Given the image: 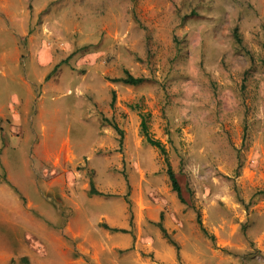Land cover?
I'll return each instance as SVG.
<instances>
[{
  "label": "rangeland",
  "instance_id": "rangeland-1",
  "mask_svg": "<svg viewBox=\"0 0 264 264\" xmlns=\"http://www.w3.org/2000/svg\"><path fill=\"white\" fill-rule=\"evenodd\" d=\"M31 9L33 42L17 32L23 60L14 79L0 73V177L60 225L55 206H72V192L48 167L53 185L40 197L34 147L67 140L77 156L64 173L89 217L121 202L131 226L162 198L176 216L170 264H264V0H44ZM12 36L0 32V49H13ZM47 51L57 64L36 82ZM125 72L144 82L124 84ZM141 114L184 204L142 138ZM15 222L19 240L28 230Z\"/></svg>",
  "mask_w": 264,
  "mask_h": 264
},
{
  "label": "crops",
  "instance_id": "crops-1",
  "mask_svg": "<svg viewBox=\"0 0 264 264\" xmlns=\"http://www.w3.org/2000/svg\"><path fill=\"white\" fill-rule=\"evenodd\" d=\"M43 4L44 0H41L40 3L26 2L15 6L13 0H0V32L4 30L9 36L13 35L14 40L11 51L0 49L2 76L14 79L12 72L23 60L15 35L18 32L19 36L29 38V41L33 42L34 38L28 35L29 22L32 20L31 5L33 9L39 11V7ZM56 64L52 54L45 52L40 58V65L35 66L41 71V76H34V81L42 82L47 70ZM27 76L26 74V78ZM25 81L27 85V80ZM24 109L27 113L29 110L27 103ZM5 119L6 114L0 108V122H6ZM65 141L58 147L48 145L46 142L36 144L34 147V158L37 159L35 176L37 180L40 179V197L47 201L49 187L53 185V183L49 184L47 178L48 167L62 171L57 181L71 189L72 196L67 200L72 206H55L57 213L65 216H62L60 225L54 223L52 217L47 215V210H39L38 205L28 195L22 193L8 177L7 172L3 171V177H0V222L10 234L0 237V264L173 263L175 250L165 241L158 226L162 216L161 226L165 231H169L170 222L176 219L174 212L165 211L166 201L162 198L155 199V210L135 212V220L131 226L128 209L122 206L121 202L113 210L109 209L89 217L77 201L78 194L74 193V179L64 173L68 171L77 156L69 141ZM49 148L54 152H49ZM2 150L0 147V157ZM1 158H3L0 161L1 166L7 167L4 156ZM64 188L60 186L61 190ZM132 199L134 200V197ZM12 218H16L15 221L18 219L22 222L19 224L28 230L25 237L19 240L17 236L14 237L18 224ZM115 239H119L118 242ZM122 251L123 253L120 254Z\"/></svg>",
  "mask_w": 264,
  "mask_h": 264
},
{
  "label": "trees",
  "instance_id": "trees-1",
  "mask_svg": "<svg viewBox=\"0 0 264 264\" xmlns=\"http://www.w3.org/2000/svg\"><path fill=\"white\" fill-rule=\"evenodd\" d=\"M119 81L123 82L124 84L126 85H132V86H136V85H139L141 83L144 82V79L143 78H135L133 76H131L130 74H128L127 72H125V76L124 78L120 79ZM112 100L114 99V94H112ZM114 101V100H113ZM112 101V103H113ZM140 132H141V135L143 136L142 138L144 139V141L151 147L155 148V149H158L159 153L162 155L163 157V161L165 163V166H166V175L169 179V182H170V185H171V189L172 191L177 195V198L178 200L181 202V203H185V200L183 198V194H182V190L178 184V181H177V178H176V175L174 174V172L172 171V168L169 164V161H168V158H167V154H166V150L164 148V146L160 143V141L158 140H155L151 137V134L149 133V130H148V126H147V122H146V118L144 115H140ZM113 128L120 134V136H122V132L119 130V128L113 124L112 125ZM91 194L93 195H98V193L92 191V187H91ZM198 219V218H197ZM197 223L200 225V221L197 220ZM159 226V229L161 230L162 234H163V237L165 239H167L168 243L173 246L177 252V257H178V247L177 245L169 239L166 231L164 230V228L161 226V224L158 225ZM122 232H125V231H122Z\"/></svg>",
  "mask_w": 264,
  "mask_h": 264
}]
</instances>
